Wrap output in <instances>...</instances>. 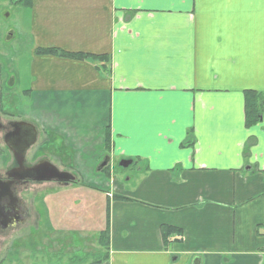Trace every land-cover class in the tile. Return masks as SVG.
Masks as SVG:
<instances>
[{
    "label": "crops",
    "instance_id": "obj_1",
    "mask_svg": "<svg viewBox=\"0 0 264 264\" xmlns=\"http://www.w3.org/2000/svg\"><path fill=\"white\" fill-rule=\"evenodd\" d=\"M12 4L31 77L19 113L54 149L49 163L83 176L108 161L107 224L87 264H264V0ZM246 91L263 97L250 128ZM115 157L134 167L129 188ZM162 227L180 235L164 243ZM77 230L67 264L86 252Z\"/></svg>",
    "mask_w": 264,
    "mask_h": 264
},
{
    "label": "rangeland",
    "instance_id": "obj_2",
    "mask_svg": "<svg viewBox=\"0 0 264 264\" xmlns=\"http://www.w3.org/2000/svg\"><path fill=\"white\" fill-rule=\"evenodd\" d=\"M10 1L12 3L14 2V0H0V18H2L1 11L5 9L4 11H6L8 14L6 27L8 26L9 30H12L14 32V39L12 41H9V43L3 42V44L5 45V49H2L0 47V64L5 71L9 72L12 75L13 89L11 91L7 89V91L12 94L11 96L4 94V97L1 100L2 110L0 109V112L2 115L12 117L18 116V112L17 108L8 107L10 98L20 100V93L22 94L23 91L30 89L31 77L28 73V57H22L19 55L17 56V53H19V51H24L26 49V32L24 33L20 31V28L22 26L20 25L19 19H17V14L15 13L14 6ZM1 22L2 21L0 20V23ZM2 35V29L0 27V45L2 44L1 40L5 39H2ZM23 42L24 44L22 47ZM14 54L16 55V57L14 56ZM17 58H19V60H22L19 65ZM12 105H16L14 101L12 102ZM45 140L46 139H37L36 144L27 152L26 159H29V161H31V158L32 160H35L39 157L40 154H45L47 155L48 159L54 162L52 157L54 156V154H51L55 152L54 149L51 146L45 148L42 147V143ZM0 151L4 156L5 154H7L6 148L1 141ZM3 155H1L0 153V157L5 161L6 158ZM71 155L72 154L69 153V156ZM101 158L102 157H99V159H97L93 163V168L88 169L90 175H77V181L73 186L70 185L71 188L65 189L55 187L52 189L53 191L50 192L53 193L51 195V199H48L46 203L47 212L49 215H52V218L54 220L53 222L49 221L50 224L45 221V207L43 204L44 199H41V195H45V187H36L31 193H29V191L25 194L26 197V195L29 193V195L26 197V201L30 209L33 211H31L32 216L36 215L39 218L38 224L42 222L47 226V229L50 227V230L53 227L55 229V226L58 227L60 234L57 239L58 244L54 243L53 239H47V241L45 240L48 243V245H46L47 250L45 252L42 244V242L44 243V238L42 237L44 234L43 232H36L37 234H33L31 236H28L27 238H17L18 235H15L14 238H16V245L14 246V252H10V254L6 256H4L3 253L0 254V260L4 258V260H2L0 264H15L17 261L21 260L23 261V264H67L69 258L72 257L76 251L69 233L73 232V234L75 235L76 231H78L77 229H79L81 233L86 232V236H89L88 238H84L83 240H80V238L78 237L80 244L82 243V250H86V252H83V256H79L82 257L80 261L81 264H87V258L93 255V247L95 244L92 240L89 239H91L92 237H94L95 239L96 230L101 227L105 228L107 224L106 212L104 211L103 213V210L107 208V198L105 195L106 193H103L101 189L103 188V176L99 177V175L97 174V171H99L103 175L107 176L105 171L103 172L102 170H99V168L103 164V159ZM121 161L122 160H120L118 157H115V159H113L114 173L116 178L121 179V183L129 188L133 184L134 167L130 166L129 168H121ZM78 162L81 164L92 163V160L85 161L79 159ZM60 168L61 171L64 170L67 172L66 167L61 166ZM84 179L86 180V183L84 182ZM87 181L89 183H87ZM98 183H100L101 185L99 189L98 187H95ZM95 205L101 206L98 208L101 213L100 217H97V215L94 213ZM99 219H101V223L99 222ZM93 224L95 225V227L91 229ZM26 231L30 232L32 230L31 228H29V230ZM62 231L68 232L63 233ZM48 235L53 236V233L47 234V236ZM76 236H78V233L76 234ZM96 245L97 244H95V246ZM84 256H86L85 260L83 259Z\"/></svg>",
    "mask_w": 264,
    "mask_h": 264
},
{
    "label": "flooded vegetation",
    "instance_id": "obj_3",
    "mask_svg": "<svg viewBox=\"0 0 264 264\" xmlns=\"http://www.w3.org/2000/svg\"><path fill=\"white\" fill-rule=\"evenodd\" d=\"M11 2V1H10ZM6 3V2H5ZM5 10V9H4ZM1 11L2 15L0 20L2 21L0 23V27L2 29V39H6V35L8 32H13L12 30H9L8 26L6 27L7 24V17L8 14L6 11ZM5 39L1 40L2 44L0 47L2 49H5L4 43H7ZM14 39V32H13V37L11 41ZM9 43V42H8ZM3 57V56H2ZM6 89V90H5ZM9 89L10 91L13 89V77L12 75L5 71L2 68V65L0 64V101L3 99L4 94L11 96L12 94L7 91ZM17 98V97H16ZM15 102V106L12 105V102ZM9 108H17L18 116H6L2 115L0 112V141L4 144L6 148V153L5 156L3 153L0 151L1 155H3L6 160L4 161L3 158L0 157V254H4V256L9 255L10 252H14L15 248L14 246L16 245L14 238L15 235H18L17 238H27L28 236H31L33 234H37L36 232H43V238H44V243L43 244V249L46 252L48 243L46 242L48 240H54V243L58 244V236L59 234V229L57 226H55L50 230V227L47 229V226L44 225V223L41 222V225L38 224V217L35 215L32 216L31 214V209L26 201V197L34 191L36 187H45V195H41V199H44V206H46L47 200L51 199V195L53 193H50L53 191L52 189L57 187H64L68 186L70 184H75L76 182H70L67 185H63L60 182L52 181L49 183L46 182H36L34 181V177H47L49 175L48 170L44 167L42 169L37 170V175L34 177H29L28 176V170L30 168L38 166L40 164L41 166H44L46 164L45 162L49 159L45 155H41L35 160L29 161V159H26L27 152L24 158L22 159L21 162L17 161L18 159V147L17 144L14 143L11 139H24L25 137H19V136H12L8 137L7 139H10V147L8 148L5 143L4 139L6 136L10 135L11 133L15 132V129L11 127L12 122H26V123H31L30 121H27L21 113H19L20 108L18 104V99L10 98ZM34 125V124H33ZM38 139V138H36ZM25 140V139H24ZM5 162V164H4ZM104 162V160H103ZM58 170V168H56ZM60 172H66V171H61ZM70 175H73L74 177H77L75 173L71 172H66ZM84 181H86L84 179ZM47 185V186H45ZM53 185V186H49ZM3 191L7 192V195L3 194ZM30 191V192H29ZM29 192L26 197L25 194ZM25 197V198H24ZM40 199V200H41ZM30 210H29V209ZM33 212V211H32ZM30 213V215H29ZM33 218V219H32ZM45 221L50 224L49 221L53 222L52 215H49L47 212V208L45 209ZM32 220V221H31ZM31 221V222H30ZM44 222V221H43ZM31 228L32 231L27 232L26 230H29ZM50 230V231H49ZM53 236H50L47 234H52ZM46 240V241H45ZM41 244V243H40ZM51 244V243H50ZM4 260L1 259V261ZM21 260V259H19ZM15 264H23V261H17Z\"/></svg>",
    "mask_w": 264,
    "mask_h": 264
},
{
    "label": "water",
    "instance_id": "obj_4",
    "mask_svg": "<svg viewBox=\"0 0 264 264\" xmlns=\"http://www.w3.org/2000/svg\"><path fill=\"white\" fill-rule=\"evenodd\" d=\"M13 37V32H8L6 35V42L11 41ZM11 127L13 129H15L14 133H11L10 135L6 136V138L4 139V143L8 148L10 147V139H7L8 137H12V136H21V137H25L24 139H11L12 141H14L15 144H17V147L19 149L18 151V159H16L17 161L21 162L22 159L24 158L25 153L28 151V149L30 147H32L35 143H36V138L38 135V132L35 128V126L33 124L30 123H26V122H12ZM46 164H44V166H41L40 164H38V166L30 168L28 170V176L29 177H34L37 175V170L38 169H42V167L46 168L48 170L49 175L47 177H34V181L36 182H52V181H56V182H60L63 185H67L70 182H75L76 181V177H74L73 175H70L66 172H60L58 171L52 164L49 163V161L45 162ZM108 163L107 159H105V161L103 162V164L101 165V167L99 168V170H101L102 168H104V166H106ZM130 161L126 162V161H122L120 164L121 168H127L130 165ZM3 194L7 195L6 191H3ZM0 195H1V191H0Z\"/></svg>",
    "mask_w": 264,
    "mask_h": 264
},
{
    "label": "trees",
    "instance_id": "obj_5",
    "mask_svg": "<svg viewBox=\"0 0 264 264\" xmlns=\"http://www.w3.org/2000/svg\"><path fill=\"white\" fill-rule=\"evenodd\" d=\"M28 2H29V0H18V3L20 5H27ZM38 54H47L49 56H60L63 58H66V57L72 58V56H73V55H67L66 53H63V52H58L57 50H54V49L41 50V51H38ZM73 58H76L78 60H90V59L95 60L99 57H94L93 55L79 54V55H74ZM100 58H102V56ZM0 109L2 110L1 101H0ZM262 111H263V97H262V95L254 92V91H246L244 93L245 126L247 128H250V127L254 126L256 123H258ZM102 171L104 172L106 170L103 169ZM172 235L178 236V235H180V231H178L174 228H171V227H162L161 228V236H162V239L164 240V243H168L169 238ZM106 236H107V229L99 235V238L103 239V237H106Z\"/></svg>",
    "mask_w": 264,
    "mask_h": 264
}]
</instances>
